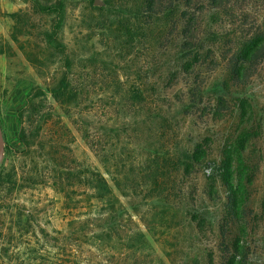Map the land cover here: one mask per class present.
<instances>
[{
  "label": "rangeland",
  "instance_id": "1",
  "mask_svg": "<svg viewBox=\"0 0 264 264\" xmlns=\"http://www.w3.org/2000/svg\"><path fill=\"white\" fill-rule=\"evenodd\" d=\"M139 2L0 0V264H264V64L245 86L224 87L222 42L212 63L184 75L177 35L156 23L145 31ZM243 4L259 26L264 4ZM62 79L60 104L50 91ZM238 99L251 106L245 122ZM239 139L246 232L223 219L217 171ZM195 145L207 163L185 175Z\"/></svg>",
  "mask_w": 264,
  "mask_h": 264
},
{
  "label": "trees",
  "instance_id": "2",
  "mask_svg": "<svg viewBox=\"0 0 264 264\" xmlns=\"http://www.w3.org/2000/svg\"><path fill=\"white\" fill-rule=\"evenodd\" d=\"M244 1L246 0H140L139 14L143 18L145 31L148 26L156 23L162 30L167 31L170 38L172 35H177L180 41L177 59L180 60V70L184 75H194L198 67L212 63L213 50L220 49L222 42L225 43L226 46L221 50L226 70L223 85L226 88L242 87L258 74L259 67L264 64V18L262 23L256 26L243 9ZM256 1L264 4V0ZM48 11L58 15L60 10L54 8ZM202 15H207L209 23L201 22ZM221 17L230 21L227 23V28L222 25L223 22L219 19ZM235 18L238 19L240 26L236 25ZM56 31L57 28L54 32ZM67 88L68 82L62 79L57 87L50 91V95L62 104ZM199 94H201L200 85L195 84L189 92L190 107L194 110H199L198 107L202 104ZM237 102L240 119L245 122L246 110L251 109V106L246 105L245 99H238ZM224 104L225 100L222 98L217 101L212 114L216 120L221 119L220 113ZM200 111L204 112L205 109L202 108ZM243 150L242 139L227 145L217 171L221 169L223 172L221 179L226 191V214L223 219L229 227L237 225L242 232H246L249 223L248 188L251 178L248 177V166L241 156ZM186 161L183 170L185 175H189L190 170L195 167L204 166L207 163L204 145H195L186 156ZM94 183V189H97L99 194L98 198L103 201L104 208H107L109 205L107 184L99 176H96ZM191 220L197 223L195 216ZM197 230L200 232L198 225ZM75 240L80 241L79 238ZM238 240L240 237L234 239L232 247L240 253Z\"/></svg>",
  "mask_w": 264,
  "mask_h": 264
},
{
  "label": "water",
  "instance_id": "3",
  "mask_svg": "<svg viewBox=\"0 0 264 264\" xmlns=\"http://www.w3.org/2000/svg\"><path fill=\"white\" fill-rule=\"evenodd\" d=\"M2 150H3V139H2V134L0 130V163H1Z\"/></svg>",
  "mask_w": 264,
  "mask_h": 264
}]
</instances>
